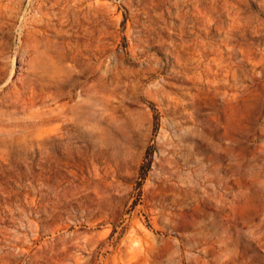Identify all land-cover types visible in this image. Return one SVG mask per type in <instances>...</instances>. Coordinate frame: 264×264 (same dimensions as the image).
<instances>
[{"label":"rangeland","instance_id":"374dc122","mask_svg":"<svg viewBox=\"0 0 264 264\" xmlns=\"http://www.w3.org/2000/svg\"><path fill=\"white\" fill-rule=\"evenodd\" d=\"M0 264H264V0H0Z\"/></svg>","mask_w":264,"mask_h":264}]
</instances>
